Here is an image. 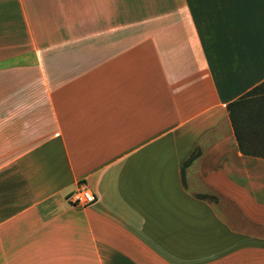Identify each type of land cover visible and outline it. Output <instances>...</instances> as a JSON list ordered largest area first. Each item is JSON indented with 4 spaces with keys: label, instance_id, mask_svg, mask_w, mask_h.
<instances>
[{
    "label": "crops",
    "instance_id": "0c3cea01",
    "mask_svg": "<svg viewBox=\"0 0 264 264\" xmlns=\"http://www.w3.org/2000/svg\"><path fill=\"white\" fill-rule=\"evenodd\" d=\"M256 87L264 0H0V264H264Z\"/></svg>",
    "mask_w": 264,
    "mask_h": 264
},
{
    "label": "trees",
    "instance_id": "16d2710c",
    "mask_svg": "<svg viewBox=\"0 0 264 264\" xmlns=\"http://www.w3.org/2000/svg\"><path fill=\"white\" fill-rule=\"evenodd\" d=\"M258 90H259V87H256L250 90V92L246 93L240 99L227 104V109L229 112L230 120L234 128L236 139L238 141L239 149L244 154L256 155L257 153L264 151V140H256V139L255 140H242L241 135H240V131L253 132V133L264 131V123L262 124L260 120V117L263 111H261L256 106L257 102H259V99L253 98V96L257 94ZM241 104H248V106H252L249 104H253V108L244 109L242 112H240L239 110V114H236L235 110L237 107H240ZM195 157H196V152L194 151L183 163L182 172H183V169Z\"/></svg>",
    "mask_w": 264,
    "mask_h": 264
},
{
    "label": "built area",
    "instance_id": "2783aa9c",
    "mask_svg": "<svg viewBox=\"0 0 264 264\" xmlns=\"http://www.w3.org/2000/svg\"><path fill=\"white\" fill-rule=\"evenodd\" d=\"M96 199L95 194L86 182H78L76 188L66 196V200L73 206L86 207Z\"/></svg>",
    "mask_w": 264,
    "mask_h": 264
},
{
    "label": "rangeland",
    "instance_id": "374dc122",
    "mask_svg": "<svg viewBox=\"0 0 264 264\" xmlns=\"http://www.w3.org/2000/svg\"><path fill=\"white\" fill-rule=\"evenodd\" d=\"M201 191H202V193L199 194V195L207 197L208 199H215L216 202L218 203V205H220V201H219V198L217 196H216V198H214L213 197L214 195H212L210 191H207V190H204V189H202Z\"/></svg>",
    "mask_w": 264,
    "mask_h": 264
}]
</instances>
